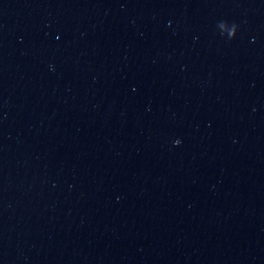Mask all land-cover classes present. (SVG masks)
Instances as JSON below:
<instances>
[{
    "label": "water",
    "instance_id": "95a60500",
    "mask_svg": "<svg viewBox=\"0 0 264 264\" xmlns=\"http://www.w3.org/2000/svg\"><path fill=\"white\" fill-rule=\"evenodd\" d=\"M0 264H264V0H0Z\"/></svg>",
    "mask_w": 264,
    "mask_h": 264
}]
</instances>
